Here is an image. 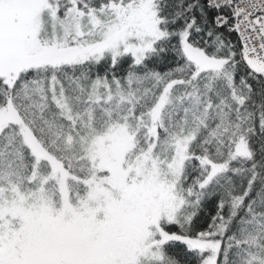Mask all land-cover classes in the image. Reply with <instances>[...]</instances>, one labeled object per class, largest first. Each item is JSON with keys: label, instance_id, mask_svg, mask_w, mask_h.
Returning a JSON list of instances; mask_svg holds the SVG:
<instances>
[{"label": "snow or ice", "instance_id": "obj_1", "mask_svg": "<svg viewBox=\"0 0 264 264\" xmlns=\"http://www.w3.org/2000/svg\"><path fill=\"white\" fill-rule=\"evenodd\" d=\"M0 264H264V0H0Z\"/></svg>", "mask_w": 264, "mask_h": 264}]
</instances>
